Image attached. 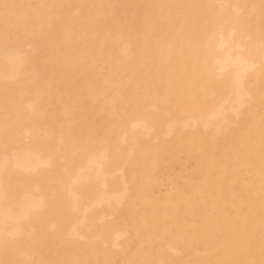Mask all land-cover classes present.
Wrapping results in <instances>:
<instances>
[{"label":"bare ground","instance_id":"bare-ground-1","mask_svg":"<svg viewBox=\"0 0 264 264\" xmlns=\"http://www.w3.org/2000/svg\"><path fill=\"white\" fill-rule=\"evenodd\" d=\"M0 264H264V0H0Z\"/></svg>","mask_w":264,"mask_h":264}]
</instances>
